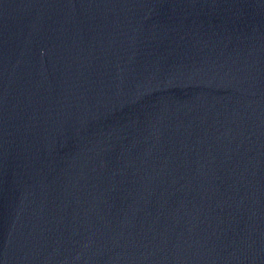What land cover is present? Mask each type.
Segmentation results:
<instances>
[{
  "label": "water",
  "instance_id": "water-1",
  "mask_svg": "<svg viewBox=\"0 0 264 264\" xmlns=\"http://www.w3.org/2000/svg\"><path fill=\"white\" fill-rule=\"evenodd\" d=\"M0 264H264V0H0Z\"/></svg>",
  "mask_w": 264,
  "mask_h": 264
}]
</instances>
